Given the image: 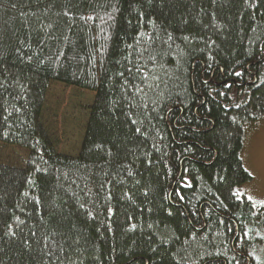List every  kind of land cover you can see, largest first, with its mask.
<instances>
[{
  "label": "trees",
  "instance_id": "1",
  "mask_svg": "<svg viewBox=\"0 0 264 264\" xmlns=\"http://www.w3.org/2000/svg\"><path fill=\"white\" fill-rule=\"evenodd\" d=\"M53 82L94 93L74 156ZM263 112L264 0H0V264H260Z\"/></svg>",
  "mask_w": 264,
  "mask_h": 264
},
{
  "label": "rangeland",
  "instance_id": "2",
  "mask_svg": "<svg viewBox=\"0 0 264 264\" xmlns=\"http://www.w3.org/2000/svg\"><path fill=\"white\" fill-rule=\"evenodd\" d=\"M94 93L53 82L46 96L44 120L52 135L56 150L68 155H76L82 140L87 108ZM23 151L0 144V157H18ZM241 158L251 179L238 186L239 195L249 198L254 204L264 205V112L245 126V137ZM255 235L264 238V231ZM254 255L264 264V240L255 244Z\"/></svg>",
  "mask_w": 264,
  "mask_h": 264
},
{
  "label": "snow or ice",
  "instance_id": "3",
  "mask_svg": "<svg viewBox=\"0 0 264 264\" xmlns=\"http://www.w3.org/2000/svg\"><path fill=\"white\" fill-rule=\"evenodd\" d=\"M237 75H239V73H237ZM137 131H139V129H137Z\"/></svg>",
  "mask_w": 264,
  "mask_h": 264
}]
</instances>
